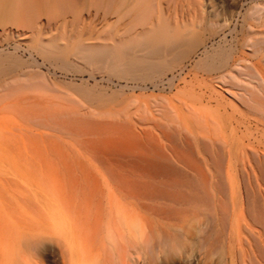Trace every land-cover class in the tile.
I'll use <instances>...</instances> for the list:
<instances>
[{"label": "rangeland", "instance_id": "1", "mask_svg": "<svg viewBox=\"0 0 264 264\" xmlns=\"http://www.w3.org/2000/svg\"><path fill=\"white\" fill-rule=\"evenodd\" d=\"M10 1L0 264H64L55 253L98 242L134 245L139 264H264V0H54L39 16ZM129 23L195 49L143 76L76 55Z\"/></svg>", "mask_w": 264, "mask_h": 264}, {"label": "bare ground", "instance_id": "2", "mask_svg": "<svg viewBox=\"0 0 264 264\" xmlns=\"http://www.w3.org/2000/svg\"><path fill=\"white\" fill-rule=\"evenodd\" d=\"M53 1L54 0H11L9 4L2 3L1 10L14 11L22 16H39L40 9L50 5ZM135 3L133 2L134 5L132 6H135ZM128 12L131 14L130 10ZM37 19L39 20V18ZM104 20L105 19L102 21ZM135 28V23H129L122 33H125V31L127 33L129 31L130 34ZM0 29L13 34H21V26L11 22L0 25ZM141 31L140 34L133 33L127 38H124L125 36H123V34L119 35V38L115 41V46L94 42L79 44L76 47L75 53L78 57L86 61L107 60L110 62L112 68L119 70L122 74L143 76L146 75L148 73L147 71L150 69L163 71L165 68L169 67L168 61L171 58L180 61L187 57L196 46L195 44L187 45L185 42V34L179 30L175 31L162 28L156 40H149L154 29L150 31V28H143ZM31 35H34V32ZM44 45L52 48L56 46L54 42H45ZM101 220V218L97 220L98 225H93L94 228L97 229L98 226H103L104 224V226H107L109 231L112 232L111 221L107 219V222L105 221L102 223ZM97 230L99 231L100 229ZM83 231L84 233L87 232L85 230ZM84 233L82 232V234H80L85 236ZM93 233L95 237V235L100 232H95L94 229L92 230V235ZM80 234L78 236H80ZM97 236L99 237V234ZM91 239L94 240L95 238ZM96 245L93 250H90L88 246V249H86V247L75 250L73 248L67 250L63 249L58 254L55 253V256H58L57 262L60 261L59 263H61L62 261L64 264H90V262L93 261L94 264H139L135 257V254L138 252L137 248L130 243L128 245H122L121 247L115 245L112 252L109 253L104 245H102L101 248ZM95 257L96 262L94 261ZM145 264H153V261L148 260Z\"/></svg>", "mask_w": 264, "mask_h": 264}]
</instances>
